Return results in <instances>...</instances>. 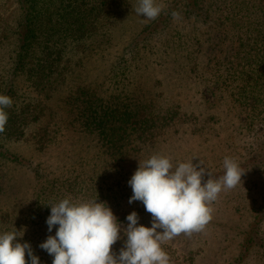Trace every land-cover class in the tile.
I'll list each match as a JSON object with an SVG mask.
<instances>
[{"label": "rangeland", "instance_id": "rangeland-1", "mask_svg": "<svg viewBox=\"0 0 264 264\" xmlns=\"http://www.w3.org/2000/svg\"><path fill=\"white\" fill-rule=\"evenodd\" d=\"M231 1L233 5L230 0H217L207 20L188 18L176 0H156L164 6L158 21L167 18L169 24L150 31L142 28L153 20L137 15L134 7L129 19L124 18L126 29H110L115 36L112 43L98 36L94 49L82 56L83 66L49 101L47 115L28 128V138L7 144L11 158L0 160V215L9 211L20 225L4 232L20 231V242L26 237L41 264L53 262L39 245L57 229L49 233L47 220L31 218L38 195L43 194L48 205L64 198L106 202L114 215L136 211L139 224L151 227L152 216L142 202L129 203L133 191L128 182L140 161L153 154L166 155L173 164L198 157L194 162L203 160L213 179L224 174L225 157L234 158L245 172L235 188L222 191L210 205L212 219L204 230L162 244L169 264H264V94L255 108L256 118H251V108L237 96L232 75L223 77L225 67L232 65L235 47L226 48L231 40L224 32L230 27L219 26L218 19L224 9L229 13L227 4L233 10L236 0ZM15 5V0H0V15H9ZM173 11L179 13L175 19ZM198 28L212 32L209 44L208 35L196 34ZM179 43L185 45L175 50ZM204 46L207 52L198 53ZM224 56L222 77L211 76L212 66ZM114 64L123 67L111 70ZM194 64L198 73L190 71ZM121 68L125 73L116 75ZM117 79L123 80L120 90ZM91 83L107 100L112 94L130 93L129 103L151 105L145 109L153 111L160 124L138 130L117 115L118 121L110 122L106 132L116 140L114 133H124L125 138L113 146L99 128L90 130L79 119L72 122L66 97L79 84ZM119 222L123 239L113 245L117 255L127 239L123 228L128 224L126 218Z\"/></svg>", "mask_w": 264, "mask_h": 264}, {"label": "trees", "instance_id": "trees-1", "mask_svg": "<svg viewBox=\"0 0 264 264\" xmlns=\"http://www.w3.org/2000/svg\"><path fill=\"white\" fill-rule=\"evenodd\" d=\"M15 1L16 5L9 15H0V95L10 96L13 100L12 107L6 109L9 119L5 131L0 133V160L11 158L7 148L9 142L27 139L28 128L47 115L49 101L69 84L76 68L83 66L82 56L94 49L98 36H102V42L112 43L115 36L110 29H126L128 20L124 18L129 19L131 10L138 4V0ZM204 1L208 2L206 7L203 6ZM220 1L225 3L229 0ZM176 2L182 5L180 9L188 18L203 16L210 20L212 6L217 0ZM234 4L232 11L227 4L229 13L224 9L218 19L221 21L219 26L225 24L230 27L224 32L231 40L226 48L235 47L234 60L231 67H225L223 77L232 75L237 83V96L244 99L243 106L251 108V118H256L255 108L264 94V0H236ZM161 15L142 29L150 31L167 27V18L158 21ZM196 31L202 37L209 36L207 44L213 40L211 31L203 32L199 28ZM197 37L200 38V35ZM184 45L179 43L175 50ZM205 52L206 46L198 50V53ZM226 56L216 60L209 72L211 76L222 77L219 73L225 65L222 61ZM120 67L123 66L114 64L111 70ZM190 71L198 73V65L194 64ZM124 73L121 68L116 75ZM122 82L120 79L115 81L117 90L121 89ZM129 94H112L107 100L100 94L98 86L79 84L66 97L70 104L69 114L73 116L71 121L79 119L90 130L99 128L101 135L113 146L125 138L124 133H114L116 140L106 132L110 122L118 121L117 115H122V123L136 124L138 130L145 131L150 123L160 124L158 118L152 117L153 111L145 109L151 105L129 103ZM44 139L42 135L39 140ZM37 198V207L31 218L37 217L45 223L50 215L48 202L43 194ZM115 216L121 221L128 215ZM0 217V233L20 225L9 211ZM3 224L5 227H2ZM24 242H28L26 237L21 240V243ZM249 248L247 246L246 250Z\"/></svg>", "mask_w": 264, "mask_h": 264}, {"label": "clouds", "instance_id": "clouds-1", "mask_svg": "<svg viewBox=\"0 0 264 264\" xmlns=\"http://www.w3.org/2000/svg\"><path fill=\"white\" fill-rule=\"evenodd\" d=\"M164 11L156 0H138L137 15L155 20ZM175 19L179 13H171ZM10 96L0 95V133L9 119ZM198 158V157H197ZM173 164L170 157L153 154L140 161L129 180L133 195L129 203L140 201L151 214V227L139 224L136 211L127 217L123 228L124 246L117 255L113 245L123 239L122 225L106 202L74 201L64 198L51 203L47 218L49 235L39 247L53 257L52 264H169L162 244L175 237L201 232L212 219V207L224 190L235 188L245 172L234 158L223 160L224 174L212 178L203 160ZM205 177H208L205 180ZM58 226V228H57ZM20 231L0 233V264H41L28 242L21 243Z\"/></svg>", "mask_w": 264, "mask_h": 264}]
</instances>
